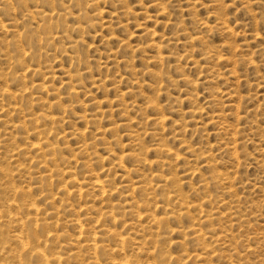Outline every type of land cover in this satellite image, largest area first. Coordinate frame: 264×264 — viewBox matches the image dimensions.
Here are the masks:
<instances>
[{
    "label": "rangeland",
    "instance_id": "374dc122",
    "mask_svg": "<svg viewBox=\"0 0 264 264\" xmlns=\"http://www.w3.org/2000/svg\"><path fill=\"white\" fill-rule=\"evenodd\" d=\"M5 1L0 91L18 96H0V166L11 172L0 202L35 203L46 225L0 229L43 237L70 264H93V233L110 248L128 237L99 264H264V0ZM33 8L53 19L48 43ZM44 113L57 122L38 153ZM52 150L57 160L42 163ZM95 177L103 190L88 189ZM144 212L163 219L138 222ZM12 247L7 261L31 260Z\"/></svg>",
    "mask_w": 264,
    "mask_h": 264
},
{
    "label": "bare ground",
    "instance_id": "6f19581e",
    "mask_svg": "<svg viewBox=\"0 0 264 264\" xmlns=\"http://www.w3.org/2000/svg\"><path fill=\"white\" fill-rule=\"evenodd\" d=\"M15 2V1H14ZM215 2V1H214ZM9 3V0H6L5 1V4ZM25 4V3H24ZM33 4V3H32ZM49 4V3H47ZM161 4V3H160ZM16 5V4H15ZM46 5V4H45ZM157 5V4H156ZM159 5V4H158ZM10 6V5H9ZM35 6V5H34ZM42 6V5H41ZM13 7V6H12ZM23 7V6H22ZM14 8V7H13ZM162 8V7H161ZM34 9V8H33ZM18 10V8H17ZM165 10V9H164ZM163 10V11H164ZM9 11V10H8ZM22 11V10H21ZM24 13V12H23ZM28 13V12H27ZM22 15V14H21ZM29 16H31L32 19H38V27L39 28H42V32H43V36L40 37V40L41 41H45L46 43L50 42L51 39H53V26L52 24L50 23V19H51V15L43 10V9H34V10H31L29 9V14H27ZM12 16V15H11ZM24 16V15H23ZM16 17V16H15ZM14 18V17H13ZM53 18V17H52ZM29 20V19H28ZM53 20V19H51ZM91 21V20H90ZM52 22V21H51ZM9 23V22H8ZM56 23V22H55ZM86 23V22H85ZM89 23V22H88ZM162 23V22H160ZM13 24V23H12ZM81 24V22H80ZM1 25V29H5L6 28V25L5 24H0ZM221 25L223 26L222 29L224 30H229V27L226 25V22L225 21H222L221 22ZM61 28V27H60ZM59 28V30H60ZM72 29V27H71ZM61 31V30H60ZM75 30L73 29L72 32H74ZM64 32V31H62ZM61 32V33H62ZM65 33L67 34V32L65 31ZM154 33V32H152ZM18 34V31H15L14 32V35H17ZM27 34V33H26ZM60 34V33H59ZM157 34V33H155ZM28 35V34H27ZM30 35V34H29ZM68 35V34H67ZM152 35V34H151ZM23 36V35H22ZM66 36V35H65ZM69 36V35H68ZM155 37H157L156 35H154ZM29 37V36H28ZM32 37V36H31ZM34 37V36H33ZM22 40H26V39H23V37H21ZM27 38V37H26ZM35 38V37H34ZM58 38V37H57ZM152 38V37H151ZM78 39V38H77ZM36 40V39H35ZM79 40V39H78ZM38 42V41H37ZM149 42V41H148ZM151 43V42H150ZM5 44V43H4ZM152 47L154 48H157L159 49L160 47L152 42ZM139 46V45H138ZM32 47V46H31ZM205 47V46H204ZM32 50V49H31ZM19 53V52H18ZM211 55H213V53L211 51H207L206 50V53H205V56L207 57H210ZM157 56V55H156ZM70 58V57H69ZM75 58V57H74ZM214 58V57H213ZM72 60V59H71ZM156 61V60H155ZM221 61V60H220ZM74 64V63H73ZM8 65V64H7ZM73 67V66H72ZM81 67V65H80ZM82 68V67H81ZM73 69V68H72ZM27 70V69H26ZM24 71V70H23ZM6 72V70H5ZM10 73V72H9ZM18 73V72H17ZM16 73V74H17ZM81 73V72H80ZM7 74V73H6ZM15 74V75H16ZM67 74L69 75L67 78L71 81V82H75L76 80H78V74H72L71 71H67ZM4 74L0 73V76H3ZM18 75V74H17ZM20 76V75H19ZM18 76V77H19ZM5 77V76H4ZM15 80V78H14ZM81 80V79H80ZM1 81V80H0ZM6 82V80H5ZM4 82V83H5ZM16 82V81H15ZM3 83V84H4ZM33 83V81H32ZM40 84V83H39ZM45 85V83L39 85L40 89H43L45 88L46 90H49V88L47 86H43ZM49 86H51L49 84ZM5 88V87H3ZM74 88V87H72ZM2 89V88H1ZM29 90V89H28ZM35 90V89H34ZM24 91V90H23ZM73 91V90H72ZM16 92V91H15ZM75 93V92H74ZM18 96V93L16 94ZM15 95V93H13L12 91L8 90L7 89H4L2 90V92L0 91V96L1 97H13V98H16L17 96ZM16 96V97H15ZM25 107V105H24ZM48 107V106H47ZM21 110V109H20ZM54 110V109H53ZM17 111V110H15ZM34 117V116H33ZM58 118V117H57ZM94 118V121L95 119H97V117H92ZM32 119V118H31ZM41 121H44V126H43V130H40L38 131V141L37 143H32V148H35L37 149L36 151L41 152L42 151V148L39 146V144L46 138H48V133L51 131V130H48L46 126H51V125H54L56 122H57V119L50 114H43L41 118ZM6 120L7 119H1L0 117V123L1 122H4L6 123ZM14 122V121H13ZM56 127V126H55ZM7 129V128H6ZM53 130V129H52ZM55 130V129H54ZM81 131V130H80ZM87 132V131H86ZM76 134L78 136H85V133L83 132H76ZM1 135V134H0ZM43 135V136H42ZM50 136V135H49ZM56 136V135H55ZM87 136V135H86ZM78 138V137H77ZM26 139V138H25ZM44 143V141H43ZM85 144V143H84ZM50 146V145H49ZM48 146V147H49ZM56 146V145H55ZM80 146V144H79ZM82 149H86V147H83L81 146ZM90 147V146H89ZM13 149V148H12ZM57 150V148H56ZM163 150V149H162ZM197 150V149H196ZM168 155L172 154V151L171 149H165L164 150ZM193 152H195L194 149H192ZM52 153H50V157L47 158V155L45 153L41 154V156L44 157V160L42 161V163L44 164H48V163H51V162H55L57 159H56V154H55V151H51ZM80 152V151H79ZM85 153V152H83ZM163 153V152H162ZM15 154V153H14ZM36 155V153L34 154ZM167 155V156H168ZM29 156V155H28ZM134 156V155H133ZM171 157V156H169ZM34 158V157H33ZM177 158V157H176ZM35 159V158H34ZM33 160V159H32ZM55 164V163H54ZM70 165V164H69ZM3 166V165H2ZM26 165H24L23 163H19L16 165V170L17 171H23V172H28V169L25 167ZM207 166V165H206ZM60 170V169H59ZM15 171V170H13ZM0 172L2 175H4L6 177V180L4 182H0V186L3 188V187H7L9 185V181L8 179L11 177V172H9L8 169L4 168V167H1L0 166ZM48 172H50L48 174ZM22 173V172H21ZM69 175L72 176V172L71 171H68ZM59 174V173H58ZM68 175V176H69ZM1 176V175H0ZM52 177V170L51 169H47L46 170V173H42L40 178L43 179V180H48L49 178ZM169 178V176H168ZM40 179V180H41ZM173 181V179H172ZM83 183V182H82ZM86 183V182H85ZM142 185V184H141ZM150 185V184H149ZM13 186V185H12ZM45 186V185H44ZM48 186V185H47ZM145 186V185H144ZM10 187V186H9ZM149 188V187H148ZM88 189H91V190H103L104 189V185L102 184V181L99 179V178H94L91 180V183L89 184L88 186ZM76 190V189H75ZM87 190V189H86ZM138 190V188H137ZM2 191V190H1ZM13 191H14V194L15 195H19L21 198H23V194H24V191L22 190H19L18 188H13ZM67 191V190H66ZM143 191H145L143 189ZM150 191V190H149ZM7 192V191H6ZM10 192V190H9ZM147 192V191H146ZM44 193V191H43ZM69 193H71V191H69ZM72 193L74 194H82V187L80 186L78 190L76 191H72ZM5 194V193H4ZM8 194V193H7ZM171 196V194H170ZM3 197V196H2ZM182 197L181 194H177V195H174V196H171L170 199H180ZM19 199V198H18ZM170 201V200H169ZM20 203H17L15 202V199H10V200H7L5 202H0V212L2 211L3 208H7L9 210H13V211H8L4 214H1L0 213V227H2L4 224H13V223H16L15 226H18V229L20 227H22L24 224H31V225H34L36 227H44L46 225V223L44 222L43 219H40L38 217V209L36 207V204L33 203V202H30L26 199H22V202L21 200L19 201ZM165 202V201H164ZM20 206H23L24 208L27 209V214L26 216H19V212H17L19 210V207ZM152 206V205H151ZM148 207V206H147ZM22 209V208H21ZM168 209V208H167ZM3 211H5L3 209ZM14 211H16L14 213ZM31 211V212H30ZM40 211V210H39ZM146 212H144L143 214H145ZM142 216L141 215H138L137 216V221L138 222H141L142 220L144 221H148L150 223H159L160 221H162L163 218L159 217V216H156L154 214H145V216ZM171 214V213H170ZM115 215V214H114ZM113 215V213H111V216L112 218L115 217ZM42 216V215H41ZM104 216V215H103ZM113 220V219H112ZM114 221V220H113ZM112 221V222H113ZM143 221V222H144ZM21 222V223H20ZM19 223V224H17ZM162 223V222H161ZM131 224V223H130ZM138 226V225H137ZM136 226V227H137ZM144 228H146L144 226ZM144 228H142V230L144 231ZM34 230V229H33ZM85 230V229H84ZM16 231V230H15ZM13 233V235H9L8 233H5L3 232L1 229H0V264H70V261L62 256L61 254L59 253H56V252H51V253H48L46 252L44 249L41 248V246L43 244H45V239L44 240H41L38 236H36L35 234H31L28 238L25 237L22 233V230L20 232H15ZM112 232V231H111ZM110 232V233H111ZM147 232V231H146ZM135 233V232H134ZM42 234V233H41ZM98 234V233H97ZM108 234V233H107ZM149 234V233H148ZM93 239L90 240V244H86L85 242V250L87 255H88V258H89V255L92 254L94 258V261H93V264H99L97 261H98V257H99V254L102 253V254H112L113 252L115 251H118V252H121L122 251V248H123V244L126 243V241L128 240V237H121L119 238V244H117V247L116 248H110L109 246H106V245H99L97 243V236L95 235V233H93ZM100 235V234H98ZM115 235H118V234H115ZM131 235V234H130ZM129 235V236H130ZM137 235V234H136ZM42 236V235H41ZM198 236V235H197ZM151 237V236H150ZM90 238V237H89ZM101 238V237H100ZM229 238V237H228ZM49 239V238H48ZM139 239V238H138ZM142 239V238H141ZM226 239V237H225ZM51 240V239H50ZM115 240V239H114ZM87 241V240H86ZM143 241V240H142ZM108 242V241H107ZM106 242V243H107ZM138 242V241H137ZM13 243H16L20 246L22 252L24 255H27L30 257L31 260L27 259L26 257L20 255V256H13V259L11 261H7V259L10 257V255H13L14 254V248L12 247V244ZM57 243V242H56ZM262 243V242H261ZM108 244V243H107ZM131 244V243H130ZM134 244V243H133ZM136 244V243H135ZM132 245V244H131ZM84 246V245H83ZM115 246V245H114ZM229 246V245H228ZM55 247V245H54ZM53 248V247H52ZM84 248V247H83ZM154 248V247H153ZM58 250V249H57ZM130 250V249H129ZM56 251V250H55ZM139 251V250H138ZM141 251V250H140ZM73 253V252H72ZM129 253V252H128ZM72 255V254H71ZM91 255V256H92ZM133 255V254H132ZM141 255V254H140ZM86 256V255H85ZM101 256V255H100ZM243 256V255H242ZM251 256V255H250ZM107 257V256H106ZM216 257V255H215ZM74 258V257H73ZM33 260H35V263H32ZM114 259V258H113ZM112 259V260H113ZM172 259V258H171ZM242 259V258H241ZM111 260V262H112ZM162 261V260H161ZM171 261V260H170ZM80 262V261H79ZM92 262V261H91ZM115 263L113 264H125L123 261H119V262H116L113 261ZM88 263V262H87ZM77 264H80V263H77ZM131 264V263H130ZM133 264V263H132Z\"/></svg>",
    "mask_w": 264,
    "mask_h": 264
}]
</instances>
